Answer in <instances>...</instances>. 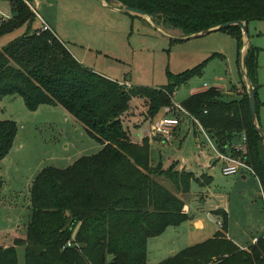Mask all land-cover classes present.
Masks as SVG:
<instances>
[{
    "label": "trees",
    "instance_id": "obj_1",
    "mask_svg": "<svg viewBox=\"0 0 264 264\" xmlns=\"http://www.w3.org/2000/svg\"><path fill=\"white\" fill-rule=\"evenodd\" d=\"M7 1L13 16L0 20V39L23 26L29 30L0 50V104L6 97L18 96L32 112L41 106L62 107L102 149L67 169L47 167L37 175L30 186L26 235L12 247H0V264H19V248L24 249L25 264H147L149 241L191 220L186 202L157 178L166 179L185 195L195 179L190 172L154 167L149 138L134 144L123 119L134 99H145L152 124L165 107L173 106L176 91L201 75L207 63L180 75L170 74L168 85L161 88L128 87L81 64L53 31H32L35 13L30 0ZM114 1L160 17L184 36L235 22H244L248 33L251 22L264 21V0ZM222 31L237 40L240 63L242 30L234 25ZM260 51L249 46L243 58V69L255 87L258 121L264 107L258 98ZM241 84L238 99L225 100L217 88H211L187 98L182 106L223 150L246 134L245 157L256 173L264 201L260 154L264 143L252 123L247 85L243 80ZM17 134L16 122L0 121V163L12 151ZM3 185L0 173V190ZM213 214L222 217L223 223L212 239L159 264H264L262 236L248 250H240L227 237L228 213ZM76 229L77 237L71 241Z\"/></svg>",
    "mask_w": 264,
    "mask_h": 264
},
{
    "label": "rangeland",
    "instance_id": "obj_2",
    "mask_svg": "<svg viewBox=\"0 0 264 264\" xmlns=\"http://www.w3.org/2000/svg\"><path fill=\"white\" fill-rule=\"evenodd\" d=\"M30 1L34 13L37 12L51 25L69 50L73 52L79 48L85 52L87 66L115 82L127 78L134 86L161 88L168 85L170 74L180 75L206 62L201 75L176 91L174 102L182 103L193 89L200 88L205 83L210 88L222 86L225 92H230L224 94L225 100L239 98L238 94L243 92L242 80L248 86L249 82L242 78L240 72L238 42L229 32L219 31L189 41H172L162 36L156 27L174 37L185 36L164 23L161 18L154 17L149 22L139 15L121 10L111 11L115 8L110 4L112 0H105L107 8L101 12L93 8L90 0ZM12 16L11 3L0 0V17L7 20ZM40 29L41 21L35 14L32 31ZM28 30V26H23L2 37L0 50L22 37ZM243 42L246 46L243 57L249 46L261 50L257 61V84L258 98L264 103V21L251 22L247 35H243ZM244 71L246 72L245 68ZM148 106L147 100L135 99L123 119L124 128L134 144H140L144 138L151 141L150 137L153 136L151 129L154 121L150 124ZM179 117L184 123L181 136H177L160 154L154 146L151 151L153 166L161 165V170L173 168L175 173H189L175 160L186 158L190 149L195 147V140L189 133L192 124L180 114ZM0 121H14L18 126L15 145L0 163L4 181L1 192L3 197L0 198V247H12L16 239L26 235V225L31 215L30 186L34 177L47 167L67 169L82 157L97 155L102 147L62 107L41 106L32 112L27 109L22 98L6 97L0 104ZM259 125L264 133V107L259 110ZM158 141L160 146L162 141ZM197 144L201 142L197 140ZM260 154L264 162L263 145ZM190 173L195 182L187 195L177 192L166 179L157 178L186 202L191 220L181 225L182 232L152 240L148 244L147 264L161 263L165 257H169L170 247L181 250L175 239L180 235L184 237V233L188 232L192 236L197 234L199 239L205 238L204 241L209 239L207 235L212 237L211 231L219 229L217 221L223 223V218L214 216L210 212L212 210H225L228 213V236L235 245L245 247L252 243L253 238L261 237L262 231L264 234V202L256 179L250 180L252 184L243 193L240 186L233 183V178H225L220 174L218 164L214 166V185L213 179L208 175ZM202 184L208 190H203ZM190 227H194L195 231L189 232ZM77 231H74L71 241H75ZM195 241L198 240H193L196 245L204 242ZM24 255V249L19 248V264H25Z\"/></svg>",
    "mask_w": 264,
    "mask_h": 264
},
{
    "label": "crops",
    "instance_id": "obj_3",
    "mask_svg": "<svg viewBox=\"0 0 264 264\" xmlns=\"http://www.w3.org/2000/svg\"><path fill=\"white\" fill-rule=\"evenodd\" d=\"M99 1L100 0H90V3L92 4V6H93V8H97V10H98V12H101V11H103L102 9H106V7L102 4V3H100L99 4ZM111 1V0H110ZM110 4L111 5H113V6H115V8L116 9H118V10H120L121 9V4L120 3H118V2H116V1H114V0H112L111 2H110ZM111 11H115V12H117L116 10H111ZM103 13V12H102ZM127 13V12H126ZM130 14V13H129ZM135 15V14H134ZM42 18V17H41ZM158 18H160V17H158ZM158 18H156V19H158ZM2 19V17H0V20ZM43 19V18H42ZM43 21L51 28V30L57 35V33L52 29V27H51V25L45 20V19H43ZM57 37L61 40V41H63L58 35H57ZM64 42V41H63ZM70 52L73 54V56L81 63V64H83V65H85V66H87V55L85 54V52H83L82 50H79V48H76L75 49V51H73L72 52V50H70ZM88 67V66H87ZM89 68H91V67H89ZM112 80V79H111ZM119 83H122V84H126L127 86H134L132 83H131V81H129L127 78H124L122 81H119ZM206 84V83H205ZM204 84V85H205ZM204 85L202 86V87H200V88H197V89H193L191 92H190V94L187 96V98H189V97H191L192 95H195V94H198V93H201V92H204L205 91V89H204ZM208 85V84H207ZM208 87H209V85H208ZM220 92H221V94L224 96V94L226 93H230V92H225V88L224 87H216ZM135 100V99H134ZM134 100L132 101V102H134ZM179 104H182V103H179ZM184 125V124H183ZM190 131H192V130H190L189 129V133L192 135V136H194L193 138H194V140H195V147H192V149H190V153L187 155V157L186 158H181V159H179V160H175V161H177L178 163H179V165H181L182 166V162L184 161L185 163H186V170L187 171H189V172H193V173H199V174H206V175H208L209 177H211L212 179H213V185L215 184V181H216V177L214 176V166H216V165H214V162H212L211 161V157H212V154H211V152H210V150L206 147V144H205V142H204V139L202 138V136L196 131V130H194V131H192V132H190ZM181 128L179 129V131L177 132V135H176V137H175V139L177 138V136H181ZM138 137L139 138H141V135L140 134H138ZM137 137V138H138ZM140 140V139H139ZM197 140L199 141V142H201V144H197ZM16 142V141H15ZM150 142V148H151V151L153 150V148H154V146L155 147H157V151L159 152V154L164 150V149H167V146H168V144L167 145H165L164 143H160L161 145L159 146L158 144H159V141L158 140H156V138H154V139H152L151 141H149ZM22 145H20V147H21ZM19 147V148H20ZM151 153V152H150ZM150 156H151V163H152V165H154V161H153V156H152V153L150 154ZM160 159H161V157H160ZM168 163H169V161H168ZM167 163V164H168ZM209 163H210V167H209ZM181 168V167H180ZM219 171H220V167H219ZM221 174V173H220ZM37 176H35L34 177V180H35V178H36ZM234 180H233V183L235 184V185H239L240 186V190H241V192H245V190L247 189V188H249L250 187V185L252 184V182L250 181V180H252V179H255L254 177H251V176H237V177H232ZM258 181V180H257ZM32 183H33V181H32ZM238 183V184H237ZM212 185V186H213ZM258 185H259V188H260V194H261V198H262V200H263V197H262V191H261V187H260V184H259V182H258ZM4 186V185H3ZM201 188H203V187H201ZM3 189V188H2ZM2 189L0 190V198L1 197H3V196H1V192H2ZM203 190H208V189H206V188H203ZM209 190H212V189H209ZM203 201V200H202ZM264 202V201H263ZM189 208V207H188ZM214 211H216V210H212V211H210V212H212V214H213V212ZM214 215V214H213ZM215 216V215H214ZM220 221H217V225H218V227H219V229H221V227H220V225L218 224ZM182 226H179V227H170V228H168L161 236H159V237H157V238H155V239H159L160 237H162V236H165V235H168V234H170V233H174V232H182ZM219 229H216L215 231H211L212 233V237H210L211 235H207L208 236V238L209 239H207L206 241H208V240H210V239H212L215 235H216V233L217 232H219ZM195 230H194V227H190V229H189V232H194ZM214 232H216L215 234H214ZM261 235L260 236H262V234H263V231H262V233H260ZM182 235H180V236H178V237H176V239L175 238H173V239H175V243L176 244H178V246H181L180 248H181V250H175L174 249V247H170V249H169V257H165V259H163L162 261H164V260H166V259H168V258H170V257H172V256H174L175 254H177V253H179L180 251H182V250H184V249H186V248H189V247H193V246H195L196 244H194V242H193V240L195 239V240H198V241H195V242H201V241H204V239L205 238H203V239H199V237L200 236H198L197 234H196V236H195V234L192 236V235H190L188 232L187 233H184L183 234V236L184 237H181ZM25 237V236H24ZM24 237H22V238H18V239H23ZM227 237H228V239L230 240V237L228 236V234H227ZM171 238H172V236H171ZM258 238H260V237H255V238H253V240H252V243L250 244V245H253V242H254V240L255 239H258ZM155 239H152V240H155ZM161 239V238H160ZM172 239V240H173ZM152 240H150L149 241V243L152 241ZM206 241H204V242H206ZM232 241V240H231ZM203 242V243H204ZM148 243V244H149ZM199 244H201V243H199ZM198 245V244H197ZM250 245H246L245 247H241V246H239V245H237L240 249H242V250H244V249H247ZM4 248H8V246L7 247H4ZM161 261V262H162Z\"/></svg>",
    "mask_w": 264,
    "mask_h": 264
},
{
    "label": "built area",
    "instance_id": "obj_4",
    "mask_svg": "<svg viewBox=\"0 0 264 264\" xmlns=\"http://www.w3.org/2000/svg\"><path fill=\"white\" fill-rule=\"evenodd\" d=\"M41 21V28L43 31H52L51 28L43 21V19L38 15ZM129 87V86H128ZM205 91L211 89L207 84L204 85ZM179 114L192 124L190 130H196L204 139L206 146L212 154L211 161L214 165H219L220 173L225 178H232L237 176H251L258 180L253 167L247 162L245 157L247 154V144L248 139L246 134H242L230 147L225 150L219 148L207 131L202 127V125L193 117L189 112H187L182 104H178L173 101V106L167 107L163 110L161 116L158 120L153 122L152 135L150 139L156 138V140H161L165 145H169L175 140L177 132L183 126V122ZM190 131V132H192ZM182 167L186 169V163L182 162ZM210 167V163H209ZM220 227L222 224L218 223ZM264 239V234L262 235ZM258 242L255 239L253 245ZM71 246V243L68 244Z\"/></svg>",
    "mask_w": 264,
    "mask_h": 264
},
{
    "label": "water",
    "instance_id": "obj_5",
    "mask_svg": "<svg viewBox=\"0 0 264 264\" xmlns=\"http://www.w3.org/2000/svg\"><path fill=\"white\" fill-rule=\"evenodd\" d=\"M100 2L107 8V2L105 0H100ZM121 7H122L120 9L121 11L145 17L149 22H152V18H154L153 16L147 15L146 13H144L142 11H138V10L129 8V7L124 6L122 4H121ZM113 10L118 11V9H115V8ZM234 25L238 26L242 30L244 36L247 35V25L244 22H235V23L224 24V25H221V26L213 28V29H208V30H205V31L197 33V34L190 35V36H185V37H181V38L171 36L170 34L166 33L165 31H163L159 27H156V29L162 36H165V37L169 38L172 41H189V40H192V39H197V38H200V37H204V36L210 35V34L215 33V32H219V31L225 30V29H227V28H229L231 26H234ZM245 50H246V46L244 45L243 49L240 52V63H239L240 72H241L242 76L249 82L248 86H247V89H248L250 108H251V114H252V123H253V126L257 130L259 136L262 138L263 143H264V133H263V131L261 129V126L259 125V121H258V118H257L255 87L249 81V79H248V77L246 75V72L243 69V58H244L243 56H244Z\"/></svg>",
    "mask_w": 264,
    "mask_h": 264
}]
</instances>
